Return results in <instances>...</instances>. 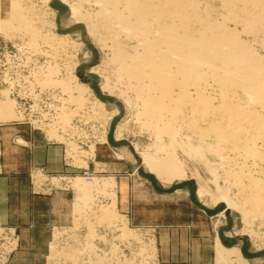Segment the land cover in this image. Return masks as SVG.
<instances>
[{
  "label": "bare ground",
  "instance_id": "1",
  "mask_svg": "<svg viewBox=\"0 0 264 264\" xmlns=\"http://www.w3.org/2000/svg\"><path fill=\"white\" fill-rule=\"evenodd\" d=\"M60 1L68 6L70 19L81 21L105 51L107 73L101 88L133 104L141 123L150 128L160 157L150 159L148 152H141L148 171L161 183L194 179L197 196L211 192L216 205L223 202L235 209L246 231L258 238V230L264 227V0ZM27 3L0 0V22L20 30L34 50L44 44L50 49L41 48L44 54L70 56L67 48L77 44L52 33L53 21L45 17L52 12L43 8L38 14ZM18 9L24 10V16ZM57 71L53 65L31 69L40 75V80L33 78L40 90L58 89L64 95L60 102L70 106L66 113L63 106L59 111L60 126L76 116L100 119L102 102L94 97L89 100L90 89L72 71L62 77H57ZM71 185L77 196L70 228L77 229L79 219L86 227L80 237L86 240L92 234L89 225L94 224L86 216L95 218L98 211H104L92 203L93 196L113 184L100 177L87 182L77 178ZM5 248L0 243V249ZM215 248L220 264L246 263L238 247H224L216 241ZM77 249L63 255L73 264H82L84 252L90 249L82 254V247ZM90 251L94 258L87 254L88 262L91 258L106 261L105 252L97 257Z\"/></svg>",
  "mask_w": 264,
  "mask_h": 264
},
{
  "label": "rangeland",
  "instance_id": "2",
  "mask_svg": "<svg viewBox=\"0 0 264 264\" xmlns=\"http://www.w3.org/2000/svg\"><path fill=\"white\" fill-rule=\"evenodd\" d=\"M27 1V4L38 10V14L43 8L47 12L50 10L52 13L45 17L48 21H53L50 28L52 33L64 35L67 40L77 44L67 48L70 56L59 57L61 60L50 55V52H45L53 59L44 54L42 49L50 50L44 44H40V49L34 50L27 44L26 37L20 30L10 23L0 22V172L19 169L20 151L27 143L15 134L17 129H24V133L28 130L40 133L47 142L60 146L62 166L60 170L50 173L44 172L38 165L29 166L26 175L30 189L36 195L52 196L61 192L68 203L67 220L41 232L45 235L39 245L41 252L32 255V261L36 264H73L74 261L72 263L70 258L68 260V254L73 253L72 251L76 253L75 249L82 247L80 254L88 251V248L96 256L105 252L103 257L106 261L100 262L101 264H162L159 253L161 248L168 263L220 264L216 261L215 252V242L218 241L224 247H238L245 258V264H264V227L258 230L260 235L257 238L246 231L247 227L235 209L223 202L216 205L211 192H207L203 198L197 196L194 179H175L170 183H161L148 171L140 158L141 152H148L150 159L160 157L152 132L142 124L144 122L140 120L133 104H128L123 97L115 93L109 94L101 88L106 80L103 76L107 73L103 66L105 51L89 35L81 21L70 19L68 6L60 0ZM18 12L21 16L25 14L23 9H18ZM51 65L58 68L57 77L68 70L72 71L77 80L90 89L89 100L94 97L102 102L103 110L98 108L101 110L98 112V116H102L100 119L94 121L76 116L70 118L64 127L60 126L59 111L63 106L66 113L68 108L71 109L70 106L63 104V101L60 106L59 98L64 95L58 89L40 90L35 81L40 80V75L35 76L31 72V69H44ZM64 74L60 76H65ZM29 81L34 84H29ZM109 116L113 118L110 119ZM100 177H105L113 186H108L110 189L107 187L93 196L96 201L93 200L92 203L100 205V209L103 208L104 211L95 212L97 217L103 215L98 219L93 214L86 216L88 222L94 223L89 225L93 228L88 227L96 233L90 229L91 235L96 236L94 238V235H90L86 241L80 237L86 232V227L79 219L77 229L70 228L72 203L77 196V191L71 184L77 178L87 182L91 178ZM119 181L125 185L131 198H138L139 201L164 198L172 201L174 206L178 205L172 218L166 217L167 227L159 231L153 222L132 223L117 207ZM123 190L121 184L122 193ZM180 203L186 206H180ZM183 210L184 214H179ZM192 213L197 215L195 223L191 220ZM104 223L116 226L106 227ZM123 232L126 237H123ZM71 234L80 241L77 240L79 246L75 243L76 240L70 239ZM0 243L6 246V250L0 249V264H9L11 255L18 249V231L10 225L0 224ZM79 243H83V246ZM88 244L93 247H88ZM80 249H77L78 252ZM90 250L86 254L84 252L82 264H100V260H92L94 255ZM87 254L93 257L89 262Z\"/></svg>",
  "mask_w": 264,
  "mask_h": 264
},
{
  "label": "crops",
  "instance_id": "3",
  "mask_svg": "<svg viewBox=\"0 0 264 264\" xmlns=\"http://www.w3.org/2000/svg\"><path fill=\"white\" fill-rule=\"evenodd\" d=\"M19 130L17 129L15 134L19 135L27 146L21 148L18 170L0 172V224L10 225L18 231V249L11 255L9 264H36L32 261V255L41 252L39 245L45 237L41 232L67 220L68 203L61 192L52 196L32 193L26 175L28 167L34 165L49 173L60 170V146L47 142L40 133L29 130L24 133V129ZM120 182L117 183V207L132 223L153 222L159 231L167 227L166 217L171 219L178 205L174 206L172 201H166L164 198L159 200L156 197L154 201L131 198L125 185ZM180 206L186 204L180 203ZM184 211H179V214H184ZM193 213L191 220L195 223L197 215ZM159 253L162 264H173L163 257L161 248Z\"/></svg>",
  "mask_w": 264,
  "mask_h": 264
}]
</instances>
